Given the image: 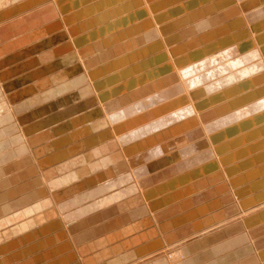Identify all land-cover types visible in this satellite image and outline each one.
Segmentation results:
<instances>
[{"label": "rangeland", "instance_id": "1", "mask_svg": "<svg viewBox=\"0 0 264 264\" xmlns=\"http://www.w3.org/2000/svg\"><path fill=\"white\" fill-rule=\"evenodd\" d=\"M220 1L0 0V112L4 111L7 114L4 113L1 115L2 117H13L15 125L13 127L17 131L14 137L5 139L7 145L11 144L14 147L10 148L6 155L0 157V205L13 196L20 194L22 197L28 194L16 202L0 207V237L7 239L13 234L16 237L9 238L4 243L18 245L37 238L41 235V231L43 233L55 231L54 236L43 242L18 251L17 254L20 256L32 254L28 261L14 264H66L79 256V243L82 241L87 240V243H94L92 245L94 248L98 247L100 243L118 242L121 237H125L139 224L146 225L148 229L129 239L126 238L122 242L119 241L120 243H133L126 244L131 248L128 250L125 247L127 252L141 251V255L130 264H138L160 256L166 257L170 262L174 261L181 257L180 252L188 245L237 225L242 227L248 243L255 252V257L260 264H264V258L261 260L260 257V254L261 256L264 254V248L261 249L264 244L261 243L264 242V85L258 83L256 87H252L257 97L246 98L247 96L244 95L246 99L238 107L231 108L228 105L230 102H226L228 98L227 101H231L230 105H234L228 94L229 87L241 83L246 85L252 80L256 81L260 74L264 73V47L262 46L264 45V0ZM191 3L193 4L191 5ZM190 7L193 8L192 11ZM238 9H241L240 12ZM185 20H188V23ZM203 20L204 22H202ZM186 25L190 27H186ZM244 25H246L245 29ZM207 28H209L208 33L206 32ZM243 29L244 31H242ZM180 30L183 31V34ZM172 31L174 35L170 34ZM166 35L169 36L166 38ZM218 37L221 38L218 39ZM216 38L217 43L215 42ZM164 39L166 41H162ZM168 40H171L170 43H167ZM247 41H255L256 44L254 42L249 44ZM177 42L178 44L182 42L184 46L186 43L192 46L191 48L185 46L186 54L182 53L180 64L177 63V54L174 57L175 65H167L166 72H168L155 77L158 80L165 75L159 81H167L164 79L174 70L177 77L168 83L172 86L180 83V89H177L179 95L175 94L178 97L175 98L172 95L170 98L169 96L163 98L161 103L165 101V104L169 105L168 111L160 112L155 118L151 116L150 111L145 109L133 112L129 105L136 104L137 96L147 92L148 90L145 88L149 89L153 85L151 83L144 87V84L139 82V79H146L147 63L152 58L160 56L159 52L150 51L149 48L154 44H160V46L163 45V50H166L168 47L175 46ZM204 44L206 45L204 46ZM200 46L204 49H199ZM253 47L254 49H252ZM190 50L195 51L194 54ZM203 50L211 51L207 55L209 58L211 57L210 59L203 54L199 55ZM234 50L235 55L228 54ZM231 73L238 75L234 78L230 75ZM19 84L23 87L16 89ZM137 89H139L138 92H136ZM259 91L262 92L261 95L257 94ZM243 92L247 91L242 90L240 94ZM219 94H223L220 96L221 100L217 97ZM224 95L225 97H223ZM125 98H132V102L124 101ZM207 99H212L209 100L211 103L206 104ZM17 100H20L17 102L21 103L20 106L15 104ZM141 101L142 99H139V102ZM39 103H42L39 106L41 111L45 110L41 113L44 120L30 121L22 125L16 115V112L20 111L19 107L26 104L35 107ZM117 103L119 108H117ZM203 104L205 105L202 109L200 107ZM114 105L116 106L114 107ZM123 111L126 112V116L122 115ZM139 115L141 119L148 116L141 125L135 123L136 116ZM195 117L198 121L194 120ZM188 119H191L192 126L195 123L193 127ZM185 122L187 125L190 123L187 126ZM200 122L203 123V126ZM197 128L199 129L196 130ZM119 129L124 132H119ZM157 129H160L161 132L156 135ZM175 130H177L176 133H174ZM251 131H253L252 134ZM4 133L6 130L2 128L0 134ZM52 133L54 134L52 135ZM252 135L254 137H251ZM147 138H150V141ZM237 138H240L241 142ZM152 153L159 158H150L148 161ZM144 160L147 162L145 163ZM160 160L161 163L163 161L164 163H159ZM196 161L198 162L196 163ZM123 163L126 166L124 170L121 169L124 166ZM155 163L158 166H155ZM133 166L135 167L133 168ZM141 168L144 171L145 169L149 171L150 176H154V180H157L155 179L157 173L163 171V175L167 174L169 177L164 176L167 186L181 178L179 180L181 186L178 181V188L175 183L176 187L173 186V188L176 189L174 190L170 184L168 190L170 188L172 190L170 189L169 192L167 190L166 194L162 192L163 195L165 194L163 196L160 194V190L154 187L158 182L155 185L153 180V182H145L147 184H140L142 182L138 174L144 172ZM128 169H130L129 171L132 169V172L129 173ZM196 171L197 175L194 174ZM124 175L131 180L122 178L124 183L121 184L119 181ZM101 176H104V179ZM193 177L195 178L192 179ZM182 178L183 181L185 180L184 182H182ZM159 180L161 178L157 181ZM200 180L204 182L200 183ZM197 183L201 184L203 188H199V192L195 187L198 186ZM189 186L196 188H193L194 192H190L191 194ZM141 187L145 190H142ZM183 188L184 190L188 188V195H186L187 190L184 191ZM156 189L157 191H155ZM176 190L179 192L177 193ZM150 191H154L155 194L152 195L155 197L151 195L149 198ZM170 191L173 194L175 192V196ZM137 194L142 195L141 198ZM204 194L203 202L196 201L191 208L195 211V207L210 206L207 209L210 212H204L205 214H201L195 218L196 220L186 222L182 214L188 213L191 209L186 204L191 201L194 204L197 197ZM159 195L161 196L159 197ZM206 195H208L207 198ZM231 196L232 200H230ZM41 197L43 200L37 204L27 205ZM162 197L168 201L160 204L159 199ZM189 199L190 202H187ZM127 202H134L132 209L135 207L131 211L129 208V213H133L137 209L136 207L142 209L141 206L145 207L147 202L150 209L151 205L153 207L151 213L148 210L143 211L141 220L137 217L131 219L134 222L129 220L130 223L127 221L126 224V222L122 223L121 218H125V216L127 218L129 213L126 212V215L118 213L127 207L122 206ZM154 202H158L160 205L157 204L155 207ZM219 203L220 205H218ZM117 204L118 206H116ZM168 204L169 206H167ZM25 205L28 206L25 210L17 211ZM185 205L186 207H184ZM158 206L160 207L158 208ZM182 206L183 208H181ZM170 207L177 209H173L177 214L172 211L175 216L169 212L171 211ZM232 207L234 210L231 209ZM41 209L43 213L39 212ZM155 209L156 213L158 212L157 216L154 215ZM10 210L11 212H9ZM161 211L162 213H160ZM167 211L170 213L169 215ZM5 213L13 215L5 217ZM166 213L167 215H165ZM116 214L118 215L113 218ZM159 214L164 218H161ZM23 216L27 217L26 220L29 219L30 229L36 230L22 233L28 226L18 224L17 221ZM92 216L97 217L99 224L88 235H82L79 233L80 228ZM173 217L176 219L173 220ZM205 217L212 219V222ZM42 220H47L43 224H46L45 226L40 225ZM153 220L156 221V225ZM166 221H172V223L168 225L169 222ZM179 221H182L181 224L186 222L191 227L194 225L192 228L194 230L184 231L182 228L185 227L178 224ZM186 223L183 225L187 227ZM17 224V227L3 232V229L6 230L5 227L9 229ZM164 224H167V227ZM130 225H135L134 229L130 228ZM162 225L167 229L165 230ZM174 225L175 227H173ZM156 227L163 230L171 239L165 240L157 232H152ZM175 232H179L181 237L173 240L179 235ZM174 233L177 235L175 236ZM100 237L104 238L102 242L98 240ZM64 238L66 240L62 242L61 240ZM179 239H183L185 242ZM8 240L12 242H8ZM49 242H56V246L43 253L38 252L43 245L50 244ZM57 242L61 243L57 244ZM152 243L155 245L161 243V247L159 245L155 248ZM6 247V245L0 247V264H10L16 255L7 254ZM145 256L148 257L145 258ZM183 257L184 255L180 258V262L183 261Z\"/></svg>", "mask_w": 264, "mask_h": 264}, {"label": "bare ground", "instance_id": "2", "mask_svg": "<svg viewBox=\"0 0 264 264\" xmlns=\"http://www.w3.org/2000/svg\"><path fill=\"white\" fill-rule=\"evenodd\" d=\"M195 1V0H194ZM196 1H198V0H196ZM206 1V0H205ZM218 1H220V0H218ZM227 1H229V0H227ZM242 1V0H241ZM193 2V1H192ZM221 2V1H220ZM220 2H218L219 4H220ZM223 2V1H222ZM233 2H236V1H233ZM170 3V2H169ZM188 3H189V1H188ZM194 3V2H193ZM193 3H191V5L193 4ZM215 3H217L216 1H215ZM230 3V2H229ZM232 3V2H231ZM238 3V2H237ZM223 4V3H222ZM235 4V3H234ZM167 5H169V4H167ZM216 5H218V4H216ZM245 5V4H244ZM183 6V5H182ZM194 6V5H193ZM192 6V7H193ZM199 6H201L200 5V3H199ZM184 7V6H183ZM161 8V7H160ZM186 8H187V6H186ZM213 8V7H212ZM221 8V7H220ZM219 8V9H220ZM223 8V7H222ZM226 8V7H225ZM235 8V7H234ZM190 9H191V7H190ZM193 9V8H192ZM192 9H191V11H192ZM232 9V8H231ZM261 9V8H260ZM209 10V9H208ZM213 10H215V9H213ZM226 10V9H225ZM239 10V9H238ZM241 10V9H240ZM240 10H239V12H240ZM186 11V10H185ZM189 11V10H188ZM199 12H200V10H198ZM197 11V12H198ZM202 12H203V10H201ZM211 11H212V9H211ZM207 12V11H206ZM224 12V11H223ZM222 12V13H223ZM236 13H237V11H235ZM174 13V12H173ZM188 13H190V11L188 12ZM194 13V12H193ZM201 13V12H200ZM186 14V13H185ZM199 14V13H198ZM197 14V15H198ZM196 15V16H197ZM225 15H226V13H225ZM242 15V14H241ZM264 15V14H263ZM202 16H203V14H202ZM201 16V17H202ZM218 16V15H217ZM216 16V17H217ZM239 16H240V14H239ZM175 17H177V16H175ZM192 17V16H191ZM200 17V18H201ZM219 17V16H218ZM224 17V16H223ZM264 17V16H263ZM189 18V17H188ZM198 18H199V16H198ZM197 18V19H198ZM203 18V17H202ZM222 18V17H221ZM244 20H245V18L244 17H242ZM262 18V17H261ZM190 19V18H189ZM188 19V20H189ZM177 20V19H176ZM188 20L186 21L187 23H188ZM191 20V19H190ZM194 20V19H193ZM202 20V19H201ZM247 20V19H246ZM235 21V20H234ZM189 22H191V21H189ZM196 22H197V20H196ZM202 22H204V20L202 21ZM206 22V21H205ZM209 22H211V21H209ZM240 22V21H239ZM181 23H182V20H181ZM186 24V23H185ZM211 24V23H210ZM247 24V23H246ZM180 25V24H179ZM182 25V24H181ZM207 25V24H206ZM213 25V24H212ZM183 26V25H182ZM185 26V25H184ZM245 26L246 25H244L243 27H244V29H245ZM165 27V26H164ZM175 27V26H174ZM186 27H190L189 25L187 26L186 25ZM194 27V26H193ZM202 27V26H201ZM242 27V28H243ZM210 28V27H209ZM209 28H207L208 30L206 31V30H204V31H206L207 33H208V31H209ZM212 28V27H211ZM159 29V28H158ZM175 29V28H174ZM180 29V28H179ZM185 29V28H184ZM187 29H189V28H187ZM191 29V28H190ZM229 29V28H228ZM244 29L242 30V31H244ZM171 30V29H170ZM240 30V29H239ZM178 31V30H177ZM180 31H182V30H180ZM214 31H215V29H214ZM238 31V30H237ZM164 32V31H163ZM166 32V31H165ZM179 32V31H178ZM177 32V33H178ZM186 32V31H185ZM203 32V31H202ZM217 32V31H216ZM232 32V31H231ZM168 33V32H167ZM166 33V34H167ZM174 33H176V32H174ZM218 33H220V32H218ZM170 34H173V31H172V33H170ZM181 34V33H180ZM182 34H183V31H182ZM217 34V33H216ZM234 34V33H233ZM174 35V34H173ZM184 35H187V34H184ZM189 35V34H188ZM195 35V34H194ZM197 35V34H196ZM218 35V34H217ZM260 35V34H259ZM258 35V36H259ZM167 36H169V35H166V38H167ZM179 36V35H178ZM192 36V35H191ZM213 36V35H212ZM216 36V35H215ZM221 36V35H220ZM183 37V36H182ZM193 37V36H192ZM253 37V36H252ZM176 38V37H175ZM193 38H196V37H193ZM192 38V39H193ZM219 38H221V37H218V39ZM224 38V37H223ZM178 40V39H177ZM185 40V39H184ZM187 40H188V38H187ZM191 40V39H190ZM220 40H222V39H220ZM219 40V41H220ZM162 41H166V39H164V40H162ZM169 41H171V40H168L167 41V43H170ZM225 41V40H224ZM257 41V40H256ZM179 42V41H178ZM178 42H177V44L175 45V46H172V47H168L166 50L164 49L163 50V45H161L160 46V44L159 45H153V46H151V45H149V46H151L150 48H149V50L150 51H154V52H156L157 51V53L159 52V54H160V56H158L157 58H152L151 59V61H149L147 64H148V72H147V75L145 76V80L144 79H139V82L140 83H143L144 84V87L145 86H147V85H149V84H153L149 89H147V88H145V90H148L147 92H145V93H143L142 95H138L137 96V103L136 104H130L129 105V108L131 107V109L133 110V112H135V110H137V112H139V111H141V110H143V109H145V110H148V111H150L151 113H152V115L151 116H153L154 118L157 116V115H159L160 114V112H165V110H167L168 109V107H169V105L167 106L165 103V101L163 102V103H161V101H162V99L163 98H166L167 96H169V98L172 96V95H174L175 96V94L177 95L179 92L177 91V89L179 90L180 89V83L178 82V84L177 85H175V86H172L171 84H169L168 82H170L171 80H173L174 78H176L177 77V73L173 70V72L170 74V75H167L166 76V78L164 79V80H167V81H159L160 79H163L164 77H165V75H164V77H162V78H160V79H156V77L155 76H157V75H159V74H163L164 72L165 73H167L166 72V68L168 67L167 65H169V64H173V66L175 65V59H174V57L178 54V56H177V59H178V61H177V63L178 64H180V59L182 58V56H183V52H184V49L186 48V47H190L191 48V44H188V43H186V47L184 46V45H182V42L181 43H179L178 44ZM211 42H214V41H211ZM210 42V43H211ZM215 42L217 43L218 42V40H217V38H216V40H215ZM252 42H254L255 44H256V42L255 41H251V42H249V41H247V43H252ZM197 43H198V41H197ZM209 43V42H208ZM181 44V45H180ZM199 44V43H198ZM207 44V43H206ZM206 44H204V46L206 45ZM212 44H214V43H212ZM219 44V43H218ZM217 44V45H218ZM253 44V43H252ZM259 44V43H258ZM264 44V43H263ZM209 45V44H208ZM222 45V44H221ZM196 46V45H195ZM195 46H193V47H195ZM203 46V45H202ZM202 46H200V47H198L199 49L202 47ZM215 46V45H214ZM249 46V45H248ZM247 46V47H248ZM256 46V45H255ZM263 47H264V45H262ZM218 47H219V45H218ZM246 47V46H245ZM197 48V49H198ZM212 48V47H211ZM220 48V47H219ZM256 48V47H255ZM196 49V48H195ZM198 49V50H199ZM201 49H204V48H201ZM252 49H254V47L252 48ZM189 50V49H188ZM187 50V52H189ZM198 50H196V51H198ZM210 50V49H209ZM209 50H203L202 52H200L199 53V55L200 54H203L204 56H207L208 55V53H210V52H208ZM216 50V49H215ZM250 50V49H249ZM147 51V50H146ZM186 51V50H185ZM190 51H192V50H190ZM201 51V50H200ZM212 51H213V49H212ZM220 51V50H219ZM218 51V52H219ZM264 51V50H263ZM149 52V51H148ZM193 52V51H192ZM195 52V51H194ZM194 52H193V54H194ZM257 52V51H256ZM149 53H151V52H149ZM153 53V52H152ZM156 53V54H157ZM185 53V52H184ZM213 53V52H212ZM211 53V54H212ZM235 50L234 51H231V52H229L228 54L229 55H235ZM248 53V52H247ZM253 53V52H252ZM261 53V52H260ZM182 54V55H181ZM186 54V53H185ZM210 54V55H211ZM243 54V53H242ZM264 54V53H263ZM190 55V54H189ZM216 55V54H215ZM262 55V54H261ZM260 55V56H261ZM254 56V55H253ZM153 57V56H152ZM188 57V56H187ZM203 57V56H202ZM208 57V56H207ZM261 57H263V56H261ZM204 58V57H203ZM209 58V57H208ZM211 58V57H210ZM209 58V59H210ZM252 58V57H251ZM254 58V57H253ZM258 58V57H257ZM187 59H189V58H187ZM205 59V58H204ZM259 59V58H258ZM202 60V59H201ZM200 60V61H201ZM206 60V59H205ZM254 60V59H253ZM228 61V60H227ZM251 62H252V60H251ZM257 62V61H256ZM225 63V62H224ZM223 63V64H224ZM210 64V63H209ZM222 64V63H221ZM221 64H219V65H221ZM252 64V63H251ZM254 65V64H253ZM167 66V67H166ZM173 66H172V68H173ZM210 66V65H209ZM210 67H214V66H210ZM209 67V68H210ZM255 67V66H254ZM170 68V67H169ZM206 68V67H205ZM217 68V67H216ZM171 69V68H170ZM215 69V68H214ZM261 70V69H260ZM155 71H157V72H155ZM209 71H211V70H209ZM219 71V70H218ZM179 74H180V72L179 71H177ZM212 72V71H211ZM252 73V72H251ZM253 74V73H252ZM144 75V74H143ZM142 75V76H143ZM230 75H232V76H234V78L238 75V74H235L234 73V75H233V73H231ZM141 76V77H142ZM214 76V75H213ZM229 76V75H228ZM249 77H250V75H249ZM254 77V76H253ZM252 77V78H253ZM183 79V78H182ZM244 80H245V78H243ZM247 79V78H246ZM250 79V78H249ZM256 79V78H255ZM230 80H232V79H230ZM237 80V79H236ZM156 81H157V83H156ZM241 81V80H240ZM239 81V82H240ZM242 82H243V80H242ZM237 83H238V81H237ZM263 84L264 85V73H262V74H260V76H259V78L256 80V81H254V80H252V81H250V82H248L246 85H242V83L241 84H235V85H233V86H231V87H229L230 88V91L228 92V94H229V96H231L230 98L232 99V102H233V104L234 105H230L231 104V101H227L228 100V98H227V100H226V102L228 103V102H230V103H228V105L231 107V108H233V106L234 107H238V106H240L243 102H244V100L246 99V98H251V97H253V96H256V94H255V90H254V88L252 89V87H256V84ZM258 87H260V86H258ZM228 88V89H229ZM263 88V87H262ZM140 89V88H139ZM139 89H137V91L136 92H138L139 91ZM256 89V88H255ZM159 90H162V91H159ZM199 90V89H198ZM242 90H246L247 92H243L242 94H240V92L242 91ZM253 90H254V93H253ZM223 91V90H222ZM220 93V92H219ZM224 94V93H223ZM222 94V95H223ZM250 94V95H249ZM257 94H262V92L261 91H259V93H257ZM112 95V94H111ZM179 95V94H178ZM222 95H216L220 100H221V97L220 96H222ZM244 95L245 96H247L246 98H244ZM240 96H242V97H240ZM264 96V95H263ZM176 97H178V96H175V98ZM211 97H213V96H211ZM210 97V98H211ZM223 97H225V95L223 96ZM257 97V96H256ZM180 98V97H179ZM178 98V99H179ZM263 98V97H262ZM139 99H142V101L141 102H139ZM144 99V100H143ZM172 99V98H171ZM213 99V98H212ZM212 99H209V100H212ZM215 99H217L216 97H215ZM174 100V99H173ZM208 100V99H207ZM206 101V104H208L210 101ZM124 101H126V102H132V98H125V100ZM168 101V100H167ZM203 101V100H202ZM215 101V100H214ZM213 101V102H214ZM223 102H224V100H222ZM169 102H171V101H169ZM174 102V101H173ZM176 102V101H175ZM181 102V101H180ZM183 102V101H182ZM199 102H201V101H199ZM212 102V103H213ZM150 103V104H149ZM172 103V102H171ZM211 103V102H210ZM219 103V102H218ZM179 104V103H178ZM177 104V105H178ZM181 104V103H180ZM201 104V103H200ZM222 104V103H221ZM118 103H117V108H119L118 107ZM170 105H172V104H170ZM173 105H174V103H173ZM176 105V104H175ZM176 105V106H177ZM204 105L205 104H203L200 108H202V107H204ZM215 105H217V104H215ZM116 105H114V107H115ZM153 106H154V108H153ZM125 107V106H124ZM198 108H199V106H197ZM111 108V107H110ZM126 108V107H125ZM149 108H150V110H149ZM156 108V109H155ZM173 108V107H172ZM127 109V108H126ZM203 109V108H202ZM101 110V109H100ZM107 110V109H106ZM153 110V111H152ZM201 110V109H200ZM99 111V110H98ZM97 111V112H98ZM147 111V112H148ZM168 111V110H167ZM170 111V110H169ZM201 111H203V110H201ZM102 113V112H101ZM101 113H98V114H101ZM147 115H148V113H146ZM122 115L123 116H126V112L125 111H123V113H122ZM105 117V116H104ZM120 117H122L121 115H120ZM148 118V116L147 117H142V119H141V117H140V115L139 116H136V121H135V123L136 124H140L141 125V123L144 121V120H146ZM197 117H195L194 118V120H196V121H198V119H196ZM188 120H190V124H191V126H192V121H191V119H188ZM188 120H187V122H188ZM194 120H193V122H194ZM162 122V121H161ZM189 123H188V125H189ZM201 123V122H200ZM207 123V122H206ZM249 123V122H248ZM254 123V122H253ZM138 124V125H139ZM185 124L187 125V123L185 122ZM203 123H201V125H202ZM128 125H130V123L129 124H127V126ZM137 125V126H138ZM187 125V126H188ZM195 125V123H193V126ZM198 125V124H197ZM126 126V127H127ZM156 126H157V124H156ZM191 126H189V127H191ZM192 126V127H193ZM203 126V125H202ZM251 126H253V125H251ZM251 126H249V127H251ZM129 127V126H128ZM134 127V126H133ZM132 127V128H133ZM155 127V126H154ZM173 127V126H172ZM184 127V126H183ZM191 127V128H192ZM248 127V128H249ZM131 128V129H132ZM161 128V127H160ZM178 128H180V127H178ZM187 128V127H186ZM252 128V127H251ZM254 128V127H253ZM151 129V128H150ZM187 129H189V128H187ZM194 129V128H193ZM199 128H197L196 130H198ZM201 129V128H200ZM152 130V129H151ZM160 129H157V132H156V130H155V132H156V135H157V133H159V132H161V131H159ZM250 130V129H249ZM176 131L177 130H175V132L174 133H176ZM193 131V130H192ZM17 132V131H16ZM119 132H124V130H122V129H119ZM154 132V131H153ZM194 132V131H193ZM196 132V131H195ZM198 132V131H197ZM252 132L253 131H251V134H252ZM163 133V132H162ZM177 133H179V132H177ZM189 133V132H188ZM260 133V132H259ZM54 133H52V135H53ZM155 134V133H154ZM164 134V133H163ZM168 134V133H167ZM250 134V133H249ZM249 134H247V135H249ZM255 134V133H254ZM20 135V134H19ZM51 135V134H50ZM49 135V136H50ZM169 135V134H168ZM196 135V134H195ZM61 136V135H60ZM18 137V136H17ZM244 137H245V135H244ZM249 137H250V135H249ZM249 137H248V139H249ZM251 137H254L253 135L251 136ZM48 138V137H47ZM59 138V137H58ZM57 138V139H58ZM166 138V137H165ZM176 138V137H175ZM240 138L243 140V138L240 136ZM239 138V139H240ZM19 139V138H18ZM148 140L150 139V138H147ZM161 139V138H160ZM182 139V138H181ZM238 139V138H237ZM238 139V140H239ZM241 139L239 140V142H241ZM244 139H247V138H244ZM147 140V141H148ZM162 140V139H161ZM15 141V140H14ZM18 141V140H17ZM27 141V140H26ZM60 141V140H59ZM99 141V140H98ZM145 141V140H144ZM150 141V140H149ZM148 141V142H149ZM201 141V140H200ZM199 141V142H200ZM64 142V141H63ZM97 142V141H96ZM148 142H146V143H148ZM238 142V143H239ZM18 143V142H17ZM50 143V142H49ZM65 143V142H64ZM98 143V142H97ZM198 143V142H197ZM55 144V143H54ZM62 144V143H61ZM200 144H202V143H200ZM199 144V145H200ZM52 145H53V142H52ZM148 145V144H147ZM177 145V144H176ZM260 145V144H259ZM51 147V146H50ZM53 147H54V145H53ZM176 147V146H175ZM202 147V146H201ZM21 148V147H20ZM98 148H99V146H98ZM173 148V147H172ZM25 149V148H24ZM31 149V148H30ZM53 149V148H52ZM108 149V148H107ZM252 149V148H251ZM49 150H51V149H49ZM122 150V149H121ZM24 150H22V152H23ZM26 151H27V148H26ZM136 151V150H135ZM252 151V150H251ZM18 153H19V151H17ZM20 152H21V150H20ZM153 152V151H152ZM156 152V151H155ZM154 152V153H155ZM24 153V152H23ZM22 153V154H23ZM176 153V152H175ZM12 154H14V153H12ZM25 154V153H24ZM39 154V153H38ZM126 154V153H125ZM128 154V153H127ZM18 155V154H17ZM20 155V154H19ZM158 155V154H157ZM166 155V154H165ZM126 156V155H125ZM149 156V155H148ZM148 156H146V157H148ZM163 156V155H162ZM174 156V155H173ZM196 156V155H195ZM17 157V156H16ZM19 157V156H18ZM27 157V156H26ZM154 157H156V154H154L153 155V153H152V155L151 156H149V160L148 161H150V158H154ZM167 157V156H166ZM260 157V156H259ZM24 158V157H23ZM125 158V157H124ZM128 158H130V156H128ZM142 158V157H141ZM145 158V157H144ZM159 158V157H158ZM157 157L155 158V159H158ZM165 158V157H164ZM170 158V157H169ZM133 159V158H132ZM131 159V160H132ZM146 159V158H145ZM260 160H261V158H259ZM23 160V159H22ZM29 160V159H28ZM27 160V161H28ZM136 160V159H135ZM142 160H143V158H142ZM165 160V159H164ZM169 160V159H168ZM133 161V160H132ZM137 161V160H136ZM170 161V160H169ZM168 161V162H169ZM192 161V160H191ZM199 161V160H198ZM198 161H196V163L198 162ZM144 162H145V160H144ZM146 162H147V160H146ZM145 162V163H146ZM259 162V161H258ZM158 163V162H157ZM159 163H161V160H160V162ZM162 163H164V161L162 162ZM161 163V164H162ZM166 164H168L167 162H165ZM176 163V162H175ZM261 163V162H260ZM23 164V163H22ZM124 164V163H123ZM133 164H134V162H133ZM152 164V163H151ZM156 164V163H155ZM129 165H130V162H129ZM135 165V164H134ZM260 165V164H259ZM132 166V165H131ZM136 166V165H135ZM135 166H133V168L135 167ZM140 166V165H139ZM142 166V165H141ZM140 166V167H141ZM152 166V165H151ZM154 166V165H153ZM155 166H158V164H156ZM165 166V165H164ZM264 166V165H263ZM262 166V167H263ZM125 164H124V166H122L121 167V169L122 170H124L125 169ZM130 167V166H129ZM128 167V168H129ZM137 167V166H136ZM146 166L144 165V168H145ZM167 167V166H166ZM131 168V167H130ZM149 168V167H148ZM147 168V169H148ZM156 168V167H155ZM169 168V167H168ZM171 168V167H170ZM264 168V167H263ZM130 169H128V171H129ZM141 170L142 171H144L142 168H141ZM167 170H170V169H167ZM188 170V169H187ZM134 171V170H133ZM160 171V170H159ZM171 171V170H170ZM170 171H169V173H170ZM175 171V170H174ZM194 171V170H193ZM213 171V170H212ZM130 172H132V169H131V171H129V173ZM138 172H139V170H138ZM137 172V173H138ZM152 172H153V170H152ZM192 172V171H191ZM264 172V171H263ZM27 173V172H26ZM128 173V174H129ZM154 173V172H153ZM163 171L162 172H160V173H157V175H156V178L155 179H160L161 178V180H159V181H157V180H154L153 178H154V176H150V172L149 171H147L146 169H145V171L143 172V173H140L139 172V174H138V177H140L139 179L141 180V182L142 183H140L141 185H143L145 182H148V181H155V182H153L154 183V185H155V183L156 182H158L157 183V185H155L154 187H156L157 189H159L160 190V194H162V192L163 193H167V190H168V186L171 184H169L168 186H167V182H165V177L164 176H167V174L166 175H163ZM197 173V171L194 173L195 175H197L196 174ZM28 174V173H27ZM34 174V173H33ZM114 174V173H113ZM127 174V175H128ZM132 174V173H131ZM219 174V173H218ZM26 175V174H25ZM130 175V174H129ZM129 175H128V177H129ZM195 175H192V176H195ZM199 175V174H198ZM254 175V174H253ZM27 176V175H26ZM131 176V175H130ZM176 176V175H175ZM243 176V175H242ZM12 177V176H11ZM102 178L104 177V176H101ZM100 177V178H101ZM126 175H124V176H122L121 177V179H120V183L121 184H123L124 182H123V179L124 180H131V178L129 179ZM168 177V176H167ZM178 177V176H177ZM197 177V176H196ZM20 178V177H19ZM99 178V177H98ZM102 178H101V182H102ZM123 178V179H122ZM137 178V177H136ZM169 178V177H168ZM187 178H188V176H187ZM195 177H193L192 179H194ZM206 178V177H205ZM8 179V178H7ZM34 179H35V177H34ZM89 179H91V178H89ZM95 179H96V177H95ZM104 179V178H103ZM119 179V178H118ZM138 179V180H139ZM181 178H179L178 179V181L180 180ZM185 179V178H184ZM190 179V178H189ZM213 179V178H212ZM252 179V178H251ZM11 180H13V179H11ZM10 180V181H11ZM93 180V179H92ZM97 180V179H96ZM96 180H94L95 182H96ZM134 180V179H133ZM89 181V180H88ZM98 181V180H97ZM100 181V180H99ZM177 180H175V183H177L178 182ZM185 181V180H184ZM183 181V178H182V182H184ZM256 181V180H255ZM8 182V181H7ZM39 182V181H38ZM91 182H93V181H91ZM117 182V181H116ZM201 182H204V181H201L200 180V183ZM249 182V181H248ZM6 183V182H5ZM11 183V182H10ZM94 183V182H93ZM110 183V182H109ZM168 183H169V181H168ZM175 183H173V184H171L172 185V188H173V186H175V185H177V187L176 188H178V183H180L179 185L181 186V182L179 181L177 184H175ZM258 183V182H257ZM35 184H36V182H35ZM120 184V185H121ZM132 184L134 185V183L132 182ZM145 184H147V183H145ZM175 184V185H174ZM183 184V183H182ZM194 184V183H193ZM198 184V183H197ZM196 184V185H197ZM13 185V184H12ZM22 185V184H21ZM38 185V184H37ZM152 185V184H151ZM36 186V185H35ZM131 186V185H130ZM129 186V187H130ZM183 186V185H182ZM2 187V186H1ZM6 187V186H5ZM121 187H122V185H121ZM137 187V186H136ZM153 187V186H152ZM153 187V188H154ZM186 187H188V186H186ZM195 187H197V189H198V192H199V188H202L201 187V184L199 185L198 184V186H195ZM234 187V186H233ZM4 188V187H3ZM2 188V189H3ZM15 188H16V186H15ZM19 188V187H18ZM133 188V187H132ZM132 188H131V190H132ZM135 188V187H134ZM142 188V187H141ZM147 188V187H146ZM151 189V190H154V189ZM172 188H170L171 190H172ZM176 188H173L174 190L176 189ZM180 188V187H179ZM182 188V187H181ZM189 188H191L190 190L191 191H189V190H187V189H185V190H187V194L186 195H188V191H189V193L191 192H194V189H196V188H194V186L192 187H190L189 186ZM194 188V189H193ZM216 188V187H215ZM13 189H14V187H13ZM20 189V188H19ZM22 189V188H21ZM33 189V188H32ZM35 189V188H34ZM114 189V188H113ZM139 189V188H138ZM144 188H142V190H143ZM157 189L155 190V191H157ZM169 189V190H170ZM193 189V190H192ZM203 189V188H202ZM259 189V188H258ZM4 190V189H3ZM23 190V189H22ZM128 190V189H127ZM145 190V189H144ZM169 190H168V192H169ZM178 190V189H177ZM176 190V192L178 193L179 191H177ZM183 190H184V188H183ZM184 190V191H185ZM250 190V189H249ZM147 191H148V189H147ZM238 191V190H237ZM258 191V190H257ZM3 192V191H2ZM36 192H38V191H36ZM140 192V191H139ZM151 192V191H150ZM149 192V193H150ZM171 192V191H170ZM180 192H182L181 190H180ZM7 193V192H6ZM15 193H16V191H15ZM14 193V194H15ZM127 193V192H126ZM147 194H148V192H146ZM172 193V192H171ZM176 193V194H177ZM190 193V194H191ZM241 193V192H240ZM23 194V193H22ZM128 194V193H127ZM136 194V193H135ZM134 194V195H135ZM152 194H155L154 193V191L153 192H151L150 194H148V196H150L149 198H151V195ZM157 194H159L158 192H157ZM164 194V195H165ZM173 194V193H172ZM174 194H175V192H174ZM173 194V195H174ZM203 194V193H202ZM20 195V194H19ZM41 195V194H40ZM163 195V194H162ZM163 195V196H164ZM137 196H139V194H137ZM137 196H135V197H137ZM142 196V195H141ZM141 196H139L140 198H141ZM144 196V195H143ZM152 196H154V195H152ZM158 196V195H157ZM161 195H159V197H160ZM175 196V195H174ZM177 196V195H176ZM181 196H182V194H181ZM180 195H179V197H181ZM184 196H185V194H184ZM202 196V195H201ZM201 196H199V197H197V199L194 201V204L193 203H191L190 202V199H189V201H187V202H190V203H184L183 202V204H186L187 205V207L188 208H191V207H193L194 205H195V202L197 201V202H203V199L205 198L204 196H205V194L201 197ZM207 196L208 195H206V198H207ZM238 196V195H237ZM254 196V195H253ZM133 197V196H132ZM155 197V196H154ZM154 197H152L153 199H154ZM170 197H173V196H170ZM169 197V198H170ZM178 197V199H180ZM224 197V196H223ZM240 197H242V196H240ZM143 198V197H142ZM146 198H148V197H146ZM158 198V197H157ZM258 198V197H257ZM101 199V198H100ZM156 199V198H155ZM173 199V198H172ZM175 199H176V197H175ZM175 199L173 200L174 202H175ZM229 199V198H228ZM157 200V199H156ZM160 200V204H162V202H165L166 200L168 201V199H166L165 200V197H162V198H160L159 199ZM161 200H163V201H161ZM230 200H232V196H231V198H230ZM229 200V201H230ZM241 200V199H240ZM119 201V200H118ZM143 201V200H142ZM169 201H171V200H169ZM120 202V201H119ZM158 202H154L153 204H155V207H156V205L158 204V205H160ZM174 202H171L172 204L174 203ZM199 202V203H200ZM212 202V201H211ZM210 202V203H211ZM217 202V201H216ZM134 202H127L125 205H122L123 207L124 206H127L126 208H132L133 206H134V204H133ZM144 203V202H143ZM148 203V202H147ZM147 203L145 204L146 206L144 207V206H141L142 207V209H140V208H138L137 207V209L136 210H134V212L133 213H129L128 211V213L129 214H127L128 215V217L126 218V216H125V218H121L122 220H120V221H122V223H125L126 222V224H127V221L129 222V220L130 221H133V220H131V219H136L137 217H138V219L142 216V214H143V211L145 212L146 210H148L149 212L151 211V209H152V205H151V209H150V207H149V205H147ZM168 203V202H167ZM111 204V203H110ZM172 204H171V206H172ZM208 204V203H207ZM227 204V203H226ZM142 205V204H141ZM186 205L184 206V207H186ZM202 205H204V203H202ZM201 205V206H202ZM214 205V204H213ZM218 205H220V203L218 204ZM115 206V205H114ZM113 206V207H114ZM116 206H118V204L116 205ZM138 206V205H137ZM140 206V205H139ZM167 206H169V204L167 205ZM174 206V205H173ZM65 207V206H64ZM122 207V208H123ZM160 206H158V208H159ZM206 207V206H205ZM209 207L210 206H208V207H206V208H203V207H195V211H193L192 210V208L190 209V211H188V213L187 212H185V213H187L186 215H184V214H182L183 216H184V220H186V222H190L191 220H194L195 218H197V217H199L201 214H205L204 212H206L207 213V211H209V210H207V209H209ZM157 208V209H158ZM171 208V207H170ZM181 208H183V206L181 207ZM199 208V209H198ZM9 209H11V208H9ZM13 209V208H12ZM110 209V208H109ZM112 209V208H111ZM116 209V208H115ZM133 209H135V207L133 208ZM164 209V208H163ZM174 210L176 209L175 207L173 208ZM173 209L171 208V211H169L170 213L173 211ZM179 209V208H178ZM187 209V208H186ZM211 209V208H210ZM228 209H230V208H228ZM232 210H234L233 209V207L231 208ZM117 210V209H116ZM115 210V211H116ZM121 210V209H120ZM168 210V209H167ZM170 210V209H169ZM177 210V209H176ZM183 210H185V209H183ZM212 210V209H211ZM11 211V210H10ZM153 211V210H152ZM163 211V210H162ZM162 211L160 212V213H162ZM166 211V210H165ZM225 211H227V210H225ZM231 211V210H230ZM174 213H175V211H173ZM172 212V214H174ZM210 212V211H209ZM219 212V211H218ZM151 213V212H150ZM155 213H156V209H155ZM154 213V215L155 216H157V214H158V212L155 214ZM167 213H168V211H167ZM167 213L165 214V215H167ZM170 213H168V215L170 214ZM180 213V212H179ZM182 213V212H181ZM226 213V212H225ZM228 214H230V213H232V211L229 213V212H227ZM263 213V212H262ZM133 214H134V216H133ZM171 214V215H172ZM175 214H177V213H175ZM175 214H174V216H175ZM216 214V213H215ZM223 214V213H222ZM221 214V215H222ZM123 215H126L125 213L123 214ZM160 215V214H159ZM164 215V216H165ZM213 215V214H212ZM226 215V214H225ZM153 216V215H152ZM161 216V215H160ZM160 216H159V218H160ZM179 216H180V214H179ZM182 216V217H183ZM163 216H161V218H162ZM168 217V216H167ZM167 217H165V218H167ZM210 217V216H209ZM264 217V216H263ZM145 218V217H144ZM156 218V217H155ZM159 218H157V219H159ZM161 218H160V220H161ZM164 218V217H163ZM179 218V217H178ZM181 218V217H180ZM205 218H207V217H205ZM214 219H215V217H213ZM137 219V220H138ZM142 218H140V220H141ZM150 219V218H149ZM173 220L174 219H176V218H172ZM208 219V218H207ZM159 220V221H160ZM180 220V219H179ZM196 220V219H195ZM209 221H211L210 220V218L208 219ZM215 220H217V219H215ZM119 221V220H118ZM152 221V220H151ZM153 221H155V220H153ZM176 221V220H175ZM206 221V220H205ZM250 221V220H249ZM69 222V221H68ZM134 222V221H133ZM158 222V221H157ZM166 222H169V223H167L168 225L170 224V223H172V221L170 222V221H166ZM174 222V221H173ZM180 222V223H179ZM179 222H177L178 224H181V222L182 221H179ZM185 222V221H184ZM185 222V223H186ZM199 222V221H198ZM203 222V221H202ZM208 222V221H207ZM212 222V221H211ZM214 222V221H213ZM112 223H113V221H112ZM114 223H116L115 221H114ZM130 223V222H129ZM132 223V222H131ZM165 223V222H164ZM175 224H176V222H174ZM185 223H182L181 225L182 226H184L185 228H182L184 231H186V230H191L193 227H194V225H192L193 227H191L189 224H187V227L185 226V225H183V224H185ZM196 223V222H195ZM157 223H156V221H155V225H156ZM167 224H164L165 226L167 225ZM191 224V223H190ZM197 224V223H196ZM200 224H201V222H200ZM204 224V223H203ZM211 224V223H210ZM123 225H125V224H123ZM129 225V224H128ZM202 225V224H201ZM135 225H130V228H133ZM154 226V225H153ZM163 226V225H162ZM162 226H161V228H162ZM170 226H172V225H170ZM169 226V227H170ZM196 226V225H195ZM167 227V226H166ZM168 227V228H169ZM173 227H175V225L173 226ZM199 227V226H198ZM204 227V226H203ZM163 228H164V226H163ZM162 228V229H163ZM201 228H202V226H201ZM207 228V227H206ZM104 229V228H103ZM102 229V230H103ZM117 229V228H116ZM134 229V228H133ZM150 229V228H149ZM152 229V228H151ZM165 230L167 229V228H164ZM172 229V228H171ZM181 229V230H182ZM99 230V229H98ZM97 230V231H98ZM106 230V229H105ZM192 230H194V229H192ZM191 230V231H192ZM97 231H96V233H97ZM71 232V231H70ZM74 232V231H73ZM95 232V231H94ZM100 232V231H99ZM98 232V233H99ZM143 232V231H142ZM152 232H157L159 235H161V236H163L164 237V239L165 240H168V238H169V236H168V234H166V233H164V231L163 230H160L159 229V227H156L155 228V230H153ZM174 232V231H173ZM187 232V231H186ZM186 232H184V235H186L185 233ZM195 232H197V231H195ZM96 233H94V234H96ZM116 233V232H115ZM175 233H178L179 235L178 236H176L177 234H175ZM174 234H175V236L176 237H174L173 238V240L175 239V238H177V237H181V235H180V233L179 232H175ZM181 233H182V231H181ZM121 234V233H120ZM171 234V236H172V233H170ZM169 234V235H170ZM183 234V233H182ZM194 234V233H193ZM99 235V234H98ZM101 235V234H100ZM117 235H118V233H117ZM165 235V236H164ZM73 236V235H72ZM95 236V235H94ZM93 236V237H94ZM119 236V235H118ZM189 236V235H188ZM183 237V236H182ZM155 238V237H154ZM160 238V237H159ZM142 239V238H141ZM150 239V238H149ZM156 239H158V238H156ZM163 239V240H164ZM169 239H171V238H169ZM184 239V238H183ZM183 239H179V240H183ZM189 239V238H188ZM57 240V239H56ZM121 240V239H120ZM162 240V241H163ZM172 240V241H173ZM191 240V239H190ZM111 241V240H110ZM153 241V240H152ZM152 241H150V242H152ZM184 241V240H183ZM130 242H132V241H130ZM142 242V241H141ZM164 242V241H163ZM168 242V241H167ZM171 242V241H170ZM185 242V241H184ZM143 243H145V241L143 240ZM142 243V244H143ZM179 243V242H178ZM182 243V242H181ZM261 243H264V242H261ZM127 245L128 244H133V243H126ZM126 244H121L122 245V247L124 246V247H127L126 246ZM153 244V243H152ZM164 244V243H163ZM120 245V246H121ZM140 245H141V243H140ZM144 245V244H143ZM148 245V247H149V243L147 244ZM153 245H155V244H153ZM160 245V247H161V243H159V244H157V245H155L154 247L156 248L157 246H159ZM139 246V245H138ZM142 246V245H141ZM122 247H121V249H122ZM133 247V246H132ZM151 247V246H150ZM153 247V248H154ZM262 247L264 248V244H263V246H261V249H262ZM180 248V247H179ZM131 249V248H130ZM147 249V248H146ZM165 249V248H164ZM168 249V248H167ZM183 249V248H182ZM151 250V249H150ZM184 250H185V248L182 250V252H180V256L182 257L183 255H184ZM264 250V249H263ZM169 251V250H168ZM129 252V251H128ZM140 252L141 251H131V252H129L128 254H126V255H122V256H118V258L115 260V261H112V262H110V263H108V264H130V262H132V261H134V260H136L141 254H140ZM154 252V251H153ZM177 252V251H176ZM264 252V251H263ZM255 253V252H254ZM257 253H258V251H257ZM154 255V254H153ZM156 255V254H155ZM148 257V256H147ZM180 257V258H181ZM260 257H261V260H262V258H264V254L261 256V254H260ZM180 258L178 259H174V261L172 260L170 263L171 264H178V263H180ZM142 259V258H141ZM152 259V258H151ZM169 260V259H168ZM182 260V259H181ZM264 263V262H263Z\"/></svg>", "mask_w": 264, "mask_h": 264}, {"label": "crops", "instance_id": "3", "mask_svg": "<svg viewBox=\"0 0 264 264\" xmlns=\"http://www.w3.org/2000/svg\"><path fill=\"white\" fill-rule=\"evenodd\" d=\"M21 87L23 86L19 84L16 86V89H21ZM18 101L20 100L15 101V104L20 106L21 103L20 102L17 103ZM40 105H42V103L35 105V107L29 106L28 104L23 105V107L21 108L19 107L20 111H17L16 115L22 122V125L30 121L33 122L39 119L44 120L42 119L43 117L41 116V113H43L45 110L42 112L41 108H39ZM4 113L5 115H7L6 112L4 111L0 112V121L4 119L2 122H0V131L2 128H5L6 130V133L0 134L1 135L0 137V157H3L4 155H6L9 152L10 148L14 147V145H11V144L7 145L5 139L12 138L14 137V135H16L15 133L16 129L14 128L15 125L13 124V117L12 118H10L9 116L2 117L1 115H3ZM22 197L20 195L13 196L10 199H8V201L2 203L0 207H3L7 205L8 203L10 204V203L16 202ZM42 200L43 199L41 197L40 199L36 201L28 203L27 205L31 206L34 203L37 204L38 202ZM27 205L19 208L18 210L16 209V210L18 212L20 210H25L28 207ZM128 209L129 207L121 210V212L118 214L126 213ZM129 210L131 211L133 209L130 208ZM39 212L43 213L42 209ZM118 214L114 215L113 218L117 216ZM4 215L5 217H10L13 214L5 213ZM26 218H27L26 216H23L19 218V221H17L18 224L28 226L26 229H24L22 233H26V232L29 233V232H32V230H36V229H30V222H28L29 219L26 220ZM46 221L47 220H42L40 222V225L42 226ZM24 222H27V223L24 224ZM18 224L10 227L9 229L5 227L6 230L3 229V232L9 231L17 227ZM98 224L99 222H98L97 217L92 216L80 228L79 233H81L82 235L84 234L88 235L94 229V227H96ZM125 229L127 230L128 228L126 227ZM146 229H148L146 225L142 226V224H139L136 229L129 231L127 235L125 237H121V240L119 239V241L122 242L123 240H126V238L129 239L132 236H136L137 233L144 231ZM54 234H55V231H51V232L49 231L46 233H43L41 231V235L38 236L37 238L31 239L32 241L22 242L21 244H18V245H14L15 243H7V242L4 243V241H6L9 238H12V237L15 238L16 236H14L13 234L12 236H8L7 239L5 238L2 239L3 237L1 236L0 237L1 238L0 247H4L6 245L7 254H10V255L16 254L13 257V260L10 262V264H14V263L25 261V260L28 261L30 259L29 256L32 253H28L26 255L20 256V254H17V252L21 250L23 251L26 248H29V246H32L38 242H43L45 239L51 236H54ZM66 238H64L61 241L62 242L65 241ZM102 239L104 238L100 237L98 240L102 242ZM9 241L11 240H8V242ZM119 241L118 242L113 241L112 243H100L98 247L94 248L92 246L94 243H87L88 241L84 240L82 241V243H79L80 245L79 246V256H76L74 260H70V262L66 264H108L112 261H115L119 255L122 256V255H126L129 253L125 251V247L121 249L122 247L121 244H126V243H120ZM59 243L61 242H57V244ZM55 246H56V242H52L46 246L43 245L42 249L38 252L43 253L45 251L52 249ZM127 249L129 250L130 248L127 247ZM145 258H147V256H145ZM138 264H171V263L166 257L160 256L157 258L147 259ZM178 264H260V262L257 259V257H255L252 246L250 245V243H248V240L245 237L242 227L240 225H237L235 227H230L226 230L213 234L204 240L188 245L184 250L183 261H181Z\"/></svg>", "mask_w": 264, "mask_h": 264}]
</instances>
